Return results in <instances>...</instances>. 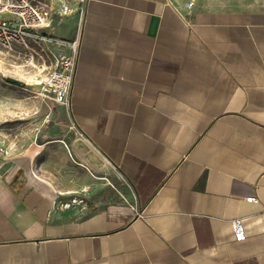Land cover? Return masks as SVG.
<instances>
[{"label":"crops","instance_id":"obj_1","mask_svg":"<svg viewBox=\"0 0 264 264\" xmlns=\"http://www.w3.org/2000/svg\"><path fill=\"white\" fill-rule=\"evenodd\" d=\"M81 6L47 29L80 37L73 131L0 160V264H264V0Z\"/></svg>","mask_w":264,"mask_h":264},{"label":"rangeland","instance_id":"obj_2","mask_svg":"<svg viewBox=\"0 0 264 264\" xmlns=\"http://www.w3.org/2000/svg\"><path fill=\"white\" fill-rule=\"evenodd\" d=\"M37 1L52 11L51 17L56 10L61 11L63 5L77 4V0ZM52 59V54L40 43H30L28 47H17L12 53L0 54V142L9 149L0 160L21 156L25 148L42 143L56 123L73 131L72 123H66L58 112V103L42 91ZM107 177L109 181L103 182H108V188H98L101 190L95 195L107 197L113 194L121 198L125 194L122 176L111 171Z\"/></svg>","mask_w":264,"mask_h":264},{"label":"built area","instance_id":"obj_3","mask_svg":"<svg viewBox=\"0 0 264 264\" xmlns=\"http://www.w3.org/2000/svg\"><path fill=\"white\" fill-rule=\"evenodd\" d=\"M86 0H77L75 7L83 10ZM75 7L63 5L60 14H71ZM52 11L37 0H0V54L12 53L17 47H28L30 43L45 45L52 54L49 70L43 81L42 91L58 104H67L72 89L80 48V37L60 39L47 31L51 26ZM9 153L8 147L0 142V158ZM88 186L82 187L68 201H62V207L86 203ZM247 201H257L250 196ZM235 236L245 237L243 225L239 218L233 220Z\"/></svg>","mask_w":264,"mask_h":264},{"label":"trees","instance_id":"obj_4","mask_svg":"<svg viewBox=\"0 0 264 264\" xmlns=\"http://www.w3.org/2000/svg\"><path fill=\"white\" fill-rule=\"evenodd\" d=\"M18 173H20V172H17L9 183L11 188H13L14 190H17L18 186L21 184V181L17 180Z\"/></svg>","mask_w":264,"mask_h":264},{"label":"bare ground","instance_id":"obj_5","mask_svg":"<svg viewBox=\"0 0 264 264\" xmlns=\"http://www.w3.org/2000/svg\"><path fill=\"white\" fill-rule=\"evenodd\" d=\"M94 178H95V179H98V180H107L106 177H104V176H100V175H94Z\"/></svg>","mask_w":264,"mask_h":264}]
</instances>
